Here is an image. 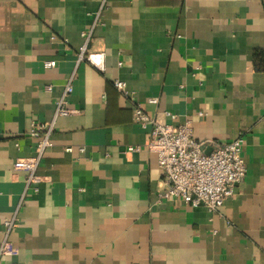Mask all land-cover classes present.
I'll return each mask as SVG.
<instances>
[{
	"label": "crops",
	"instance_id": "obj_1",
	"mask_svg": "<svg viewBox=\"0 0 264 264\" xmlns=\"http://www.w3.org/2000/svg\"><path fill=\"white\" fill-rule=\"evenodd\" d=\"M69 77L77 112L54 119L27 184L13 163ZM136 107L243 140L245 176L217 210L159 198ZM13 216L3 264H264V0H0V241Z\"/></svg>",
	"mask_w": 264,
	"mask_h": 264
},
{
	"label": "built area",
	"instance_id": "obj_2",
	"mask_svg": "<svg viewBox=\"0 0 264 264\" xmlns=\"http://www.w3.org/2000/svg\"><path fill=\"white\" fill-rule=\"evenodd\" d=\"M86 36V33H84ZM88 35V34H87ZM84 48L78 54V60L86 58L95 68L103 69V55L91 53L84 57ZM44 66L53 67L55 61L44 62ZM114 86L124 92V83L114 80ZM72 92L71 77L63 87L56 101L54 118L48 123L32 124L30 135L39 138L35 153L28 158H16L13 167L27 173V184L40 179L35 174L43 153L50 142L48 137L54 119L77 112L68 106V96ZM168 114L171 118L175 116ZM134 120L142 124L152 125L146 148L156 154L157 163L162 170L161 190L158 196L162 200H180L190 207L204 206L209 211L217 210L233 193V189L241 182L246 173L242 157L243 140L238 137L226 143L199 140L194 137L189 120L181 124H168L157 121L146 115L139 107L134 108ZM204 145H211L209 153L203 150ZM137 146H127L128 151H137ZM71 151V146L65 147ZM82 151L83 148L80 147ZM16 217L5 218L4 235L0 241V264L3 256H11L14 249L9 234L13 229ZM10 264H15L11 262Z\"/></svg>",
	"mask_w": 264,
	"mask_h": 264
},
{
	"label": "trees",
	"instance_id": "obj_3",
	"mask_svg": "<svg viewBox=\"0 0 264 264\" xmlns=\"http://www.w3.org/2000/svg\"><path fill=\"white\" fill-rule=\"evenodd\" d=\"M258 60V59H257Z\"/></svg>",
	"mask_w": 264,
	"mask_h": 264
}]
</instances>
